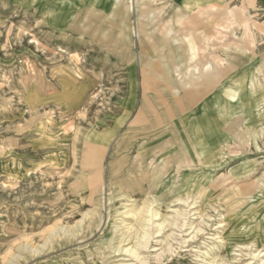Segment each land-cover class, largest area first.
Returning a JSON list of instances; mask_svg holds the SVG:
<instances>
[{"label":"rangeland","instance_id":"374dc122","mask_svg":"<svg viewBox=\"0 0 264 264\" xmlns=\"http://www.w3.org/2000/svg\"><path fill=\"white\" fill-rule=\"evenodd\" d=\"M83 1L66 22L65 0H0V264H264L260 131L247 134L240 115L229 125L227 152L256 158L250 176L215 168L201 177L193 167L191 181H167L151 155L160 123L151 129L148 119L183 112L217 87L222 106L242 104L233 90L242 80L228 79L264 57V0L187 10L112 0L105 12ZM123 16L130 21L111 23ZM79 35L84 53L71 56ZM94 50L105 57L91 58ZM96 60L100 86L81 90L71 113L57 76ZM141 68L159 84L129 86ZM206 75L208 86L194 82Z\"/></svg>","mask_w":264,"mask_h":264},{"label":"crops","instance_id":"0c3cea01","mask_svg":"<svg viewBox=\"0 0 264 264\" xmlns=\"http://www.w3.org/2000/svg\"><path fill=\"white\" fill-rule=\"evenodd\" d=\"M82 1V2H80ZM112 0H98V4L94 6L96 10L105 12L107 9H112L115 3ZM214 0H171V3L175 7L182 10V8H190L191 6L204 5ZM76 5H74L75 3ZM110 2V4H108ZM94 3V2H93ZM92 4V3H91ZM53 4L50 5L52 11ZM86 4L83 0H65V17L66 22L69 20L71 13L84 9ZM200 13V12H199ZM201 14V13H200ZM130 18L123 16L117 17L116 20L112 17V24L123 25L128 23ZM77 38V37H76ZM79 49L78 52H70L69 54L82 55L84 53L83 37L79 35ZM119 56L121 54H118ZM104 58L105 54L101 50L92 51L91 58ZM72 58V57H71ZM101 62L96 60L92 62V66L88 68H73L69 66V73L60 74L57 76V82L59 85H66L65 91H70L71 98V113L75 111L73 108L77 105L78 101L82 98V94H79L81 90L94 87L95 89L100 86V74H101ZM244 67V70L235 77L232 76L228 79L229 82L236 83L238 79L242 82L235 87L234 91H242L243 99L242 104L239 106L229 108V105L222 106L220 104L219 97L222 96L227 99L223 93V89L217 87L214 92L211 93L206 99H202L189 109L183 112H167L157 117H149V128L153 126L159 127L155 135L150 137L151 155L152 158H156L158 161L163 160L165 180H169L171 175L176 173L184 176V180L191 181L192 168L197 167V175L201 176L208 174V172L216 171L221 172L228 171L231 176L242 178L250 176L252 170L250 167L256 162L254 156L232 157L233 154L227 152L229 147L234 143L235 132L231 130L229 126L237 115L243 117V121L246 127V133L253 135L254 132L260 131L261 137L264 140V57L249 62ZM151 70L139 69L136 71L137 79H133L129 86L131 87H150L157 86V83L151 82L149 78L153 76ZM195 80V83H202L208 86V83L212 82V78L207 75L199 77ZM236 78H238L236 80ZM165 79V78H164ZM169 79V78H168ZM167 79V80H168ZM70 82V83H69ZM167 84H183L184 82L174 80L173 82L166 81ZM70 84V88H69ZM164 84V83H163ZM220 90V91H219ZM62 96V95H61ZM59 98V96H58ZM191 96H187L186 99H190ZM62 106H65L62 104ZM76 107V106H75ZM145 116H138L131 121L132 125H138L145 121ZM124 119H119L118 124L122 125ZM161 158V159H160ZM167 176V177H166ZM182 179V177H181Z\"/></svg>","mask_w":264,"mask_h":264},{"label":"bare ground","instance_id":"6f19581e","mask_svg":"<svg viewBox=\"0 0 264 264\" xmlns=\"http://www.w3.org/2000/svg\"><path fill=\"white\" fill-rule=\"evenodd\" d=\"M25 100H26V99H25ZM142 153H143V152H142ZM90 157L92 158V154H90ZM110 159H111V158H110ZM108 169H109V167H108ZM108 171H109V170H108ZM139 172H140V171H139ZM108 174H109V173H108ZM108 174H107V175H108ZM110 176H111V175H110ZM263 178H264V177H263ZM235 180H236V179H235ZM237 184H238V183H237ZM259 187H260V186H259V181H258V182H257L256 189L258 190ZM122 192H123V191H122ZM123 193H124V192H123ZM261 195H262V193L258 194V195L256 196V198H258V196H261ZM251 196H252V195H251ZM256 198H255V199H256ZM186 201H187V200H186ZM186 201H183L184 205H185V204L187 205V202H186ZM194 203H195V202H194ZM191 206H193V205H191ZM188 207H189V205H188ZM129 209H130V208H129ZM147 209H148V208H147ZM127 212H128V211H127ZM155 212H156V211H155ZM175 212H176V211H175ZM129 213H130V212H129ZM132 213H133V212H132ZM146 213H147V212H146ZM148 213H149V212H148ZM148 213H147V214H148ZM177 213H178V212H177ZM177 213H176V214H177ZM172 214H173V212H172ZM141 215H142V214H141ZM178 215L183 216V214H180V213H178ZM262 215H263V214H262ZM127 217H128V216H127ZM129 217H131V216H129ZM145 217H146V216H145ZM152 217H153V215H150V218L147 217V219L150 221V219H152ZM147 219H146V220H147ZM139 221H140V220H139ZM153 221H154V220H153ZM178 221H179V220H178ZM182 221H183V220H182ZM150 222H151V221H150ZM173 222H174V221H173ZM175 222H176V220H175ZM175 222H174V225L176 224ZM179 222H180V221H179ZM105 223H106V222H105ZM136 224H137V223H136ZM172 224H173V223H172ZM148 225H149V224H148ZM149 226H150V225H149ZM229 226H230V225H229ZM128 227H129V226H128ZM139 227H141V226L139 225ZM145 227H146V226H145ZM175 227H176V226H175ZM149 228H150V227H149ZM151 229H152V228H151ZM177 229H178V228H177ZM147 230H148V229H147ZM145 231H146V230H145ZM149 231H150V230H149ZM131 232H132V231H131ZM145 233H146V232H145ZM138 235H139V234H138ZM145 235H146V234H145ZM148 235H150V234L148 233L147 236H148ZM147 236H146V237H147ZM143 237H144V236H143ZM141 238H142V237H141ZM147 240H148V239H146V241H147ZM132 241H133V240H132ZM138 241H139V240H138ZM77 242H78V241H77ZM124 242H125V240H124ZM136 243H137V242H136ZM140 243H141V242H139V244H140ZM77 244H78V243H77ZM118 244H119V243H118ZM128 244H130V243H128ZM117 246H118V245H117ZM142 247H143V246H142ZM240 248H241V247H240ZM140 249H141V248H140ZM125 251H126V250H125ZM134 255H135V253H134ZM135 256H136V255H135Z\"/></svg>","mask_w":264,"mask_h":264}]
</instances>
